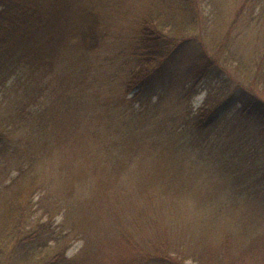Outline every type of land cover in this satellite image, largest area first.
I'll list each match as a JSON object with an SVG mask.
<instances>
[{
    "label": "rangeland",
    "instance_id": "374dc122",
    "mask_svg": "<svg viewBox=\"0 0 264 264\" xmlns=\"http://www.w3.org/2000/svg\"><path fill=\"white\" fill-rule=\"evenodd\" d=\"M89 1L96 14L84 22L97 21L95 43L60 44L38 94L40 109L15 117L17 147L0 151V217L11 192L3 183L24 162L35 216L64 236L71 260L132 264L115 255L126 240L143 249L165 240L185 264H204V255L208 264H231L230 256L264 246V181L224 166L225 145L238 142L227 126L218 133L194 128L193 112L215 100L208 95L214 81L186 73L195 48L211 50L228 33L229 51L251 56L264 0ZM237 12L242 20L227 32ZM144 18L145 27L154 19L172 28L176 40L181 23L190 30L165 79L135 94L124 78ZM3 105L6 120L15 111Z\"/></svg>",
    "mask_w": 264,
    "mask_h": 264
},
{
    "label": "trees",
    "instance_id": "16d2710c",
    "mask_svg": "<svg viewBox=\"0 0 264 264\" xmlns=\"http://www.w3.org/2000/svg\"><path fill=\"white\" fill-rule=\"evenodd\" d=\"M94 8L89 0H0V100L2 107L15 111L7 121L0 114V151L17 147L13 139L15 117L24 118L32 109H40L38 94L46 86L43 79L52 70L60 44L73 39V44L86 48L95 43L97 21L84 22L89 14H96ZM242 18L237 12L227 32ZM144 19L138 22L132 36V63L124 78L125 90L135 94L165 79L169 66L177 59L184 33L190 30L187 23H181L176 40L171 35L172 28L154 19L145 27L150 20ZM258 30L255 49L248 58L229 51L228 33L211 50L205 46L204 51L195 48L188 57L186 73L196 81H214L208 95L215 100L193 112L190 120L194 128L218 133L227 126L234 134L232 142L235 138L238 142L225 145L228 155L222 160L224 166L264 181V25ZM23 163L17 162L12 168L16 174L3 183L11 192L4 204V220L0 217V264H100L88 263L85 257L71 260L66 255L64 236L55 233L48 218L35 216L30 165ZM225 200L227 204L230 198ZM164 242L143 249L126 240L120 242L115 255L130 257L132 264H185L182 252ZM222 247L225 251L227 245ZM213 252L214 257L222 254ZM263 252L264 246H250L234 259L230 256L229 263L264 264ZM203 259L208 264L210 256L199 258Z\"/></svg>",
    "mask_w": 264,
    "mask_h": 264
}]
</instances>
